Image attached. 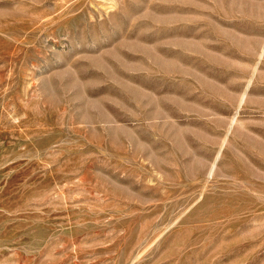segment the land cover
Segmentation results:
<instances>
[{"label":"rangeland","instance_id":"rangeland-1","mask_svg":"<svg viewBox=\"0 0 264 264\" xmlns=\"http://www.w3.org/2000/svg\"><path fill=\"white\" fill-rule=\"evenodd\" d=\"M0 264H264V0H0Z\"/></svg>","mask_w":264,"mask_h":264}]
</instances>
